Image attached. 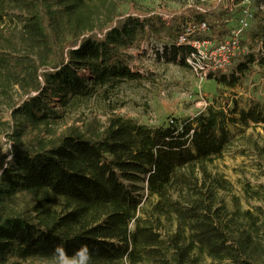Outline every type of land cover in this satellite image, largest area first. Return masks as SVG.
<instances>
[{"label": "trees", "instance_id": "obj_1", "mask_svg": "<svg viewBox=\"0 0 264 264\" xmlns=\"http://www.w3.org/2000/svg\"><path fill=\"white\" fill-rule=\"evenodd\" d=\"M229 13L202 0L179 11L168 1L154 11L137 0H0V264H51L57 244L69 254L87 244L92 264H264V135L248 148L261 182L245 184L247 207L238 196L229 207L220 193L231 184L209 170L233 146L231 127L264 131V103L243 110L219 92L158 127L112 114L60 129L78 103L144 79L130 52L151 31L173 38L159 56L189 68L187 25L206 22L221 41ZM261 19L250 52L210 76L219 90L264 78Z\"/></svg>", "mask_w": 264, "mask_h": 264}, {"label": "rangeland", "instance_id": "obj_2", "mask_svg": "<svg viewBox=\"0 0 264 264\" xmlns=\"http://www.w3.org/2000/svg\"><path fill=\"white\" fill-rule=\"evenodd\" d=\"M163 1H168L172 11H179L197 2V0H137L140 7L154 11ZM202 2L208 7L220 6L230 10L229 15L225 16V23L226 28L232 33L239 30L245 10L253 15L249 20V28L241 36L242 54L250 52L248 46L253 44L252 34L261 28L264 0H245L240 5H236L235 0H202ZM165 21L170 24L172 16H166ZM160 30L158 34L151 31L146 39L141 41L140 48H134L130 52L134 58L132 70L137 72V69H141L144 79L126 82L108 97L103 96L101 90L92 100L73 106L68 112L66 121L60 125L62 131L74 126L82 128L83 125L104 123L112 114L135 120L149 127H158L170 123L175 118L185 119L202 112L219 95V92L224 93L227 98L236 96L243 110H248L252 104L251 99L264 103V78L260 73L246 80L245 89L230 91L220 87L219 90L214 79L210 77L202 79L187 66L170 62L158 55V52L161 54L163 51L164 44L173 39L167 30L162 28ZM211 34L213 32L210 31L208 35L212 37ZM260 47L258 43L257 48ZM230 132L233 135V146L223 158L210 165L209 170L231 184L230 192L220 193V197L229 207L232 206L234 196L242 198L243 205L247 207L244 200L245 184L250 183L255 188L261 182L256 158L248 148L262 144L263 137L261 138L258 133L263 136L264 131L261 127L255 131L252 127L239 125L231 127ZM1 148L5 155L11 150L6 142L1 144ZM28 264L46 263L29 262ZM207 264L213 263L209 261Z\"/></svg>", "mask_w": 264, "mask_h": 264}, {"label": "built area", "instance_id": "obj_3", "mask_svg": "<svg viewBox=\"0 0 264 264\" xmlns=\"http://www.w3.org/2000/svg\"><path fill=\"white\" fill-rule=\"evenodd\" d=\"M252 14L245 10V16L240 20V28L221 41L208 37V23L192 21L187 25L186 32L179 37V44H191L193 52L187 57L189 68L205 79L218 72H228L236 63L235 58L241 54L242 33L249 28ZM193 35L204 36L203 39H191Z\"/></svg>", "mask_w": 264, "mask_h": 264}, {"label": "clouds", "instance_id": "obj_4", "mask_svg": "<svg viewBox=\"0 0 264 264\" xmlns=\"http://www.w3.org/2000/svg\"><path fill=\"white\" fill-rule=\"evenodd\" d=\"M51 264H92V253L87 244H82L71 254L63 244H57L52 252Z\"/></svg>", "mask_w": 264, "mask_h": 264}]
</instances>
